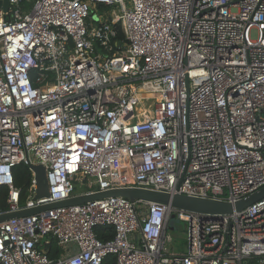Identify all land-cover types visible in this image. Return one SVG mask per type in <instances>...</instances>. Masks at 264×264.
Masks as SVG:
<instances>
[{"label":"built area","instance_id":"1","mask_svg":"<svg viewBox=\"0 0 264 264\" xmlns=\"http://www.w3.org/2000/svg\"><path fill=\"white\" fill-rule=\"evenodd\" d=\"M19 164L44 167L48 199L34 198L33 182L20 204ZM263 186L264 0H8L0 9V187L9 191L0 214L122 188L235 202ZM171 214L185 225V252L166 247ZM97 227L113 238L101 242ZM109 255L264 264V199L215 221L109 197L0 223V264Z\"/></svg>","mask_w":264,"mask_h":264},{"label":"water","instance_id":"2","mask_svg":"<svg viewBox=\"0 0 264 264\" xmlns=\"http://www.w3.org/2000/svg\"><path fill=\"white\" fill-rule=\"evenodd\" d=\"M0 9L5 12L7 11L8 0H0ZM28 168L33 174V182L35 187L34 198L36 200L48 199V183L44 167L42 165H28ZM109 197H122L130 202L140 201L144 203L161 205L171 210H180L196 214L203 220L215 221L222 216L241 212L247 207L264 199V186L256 192H253L250 195L235 202L194 198L182 194L170 195L167 193L136 188L115 189L95 194H79L61 202L40 205L33 208L22 209L16 212L2 213L0 214V223L11 219L29 217L51 209L80 206L92 201ZM174 221L178 220L175 218L174 214H171L168 219V231L172 232L175 230V227L173 226Z\"/></svg>","mask_w":264,"mask_h":264},{"label":"trees","instance_id":"3","mask_svg":"<svg viewBox=\"0 0 264 264\" xmlns=\"http://www.w3.org/2000/svg\"><path fill=\"white\" fill-rule=\"evenodd\" d=\"M116 28L117 34L115 42H117L118 45L125 43V37L120 26H116ZM12 175L14 187L20 191V204L23 205L32 195L33 174L26 165L19 164L12 169ZM8 193L9 191L6 187H0V212L7 210ZM94 232L101 242H107L113 238V229L111 227H97ZM46 251L51 259L55 258L60 253L53 241L48 245ZM102 264H115V257L113 255L106 256Z\"/></svg>","mask_w":264,"mask_h":264},{"label":"rangeland","instance_id":"4","mask_svg":"<svg viewBox=\"0 0 264 264\" xmlns=\"http://www.w3.org/2000/svg\"><path fill=\"white\" fill-rule=\"evenodd\" d=\"M95 12V11H94ZM92 11V13H94ZM96 16V12L94 14V17ZM255 35H253V38ZM81 190H88L86 186L79 187L76 189V191ZM173 226L175 227L174 231H170V236L173 240L171 244H167L166 247L170 249L172 252L178 253V252H185L187 247V232L185 229V225L182 222L174 221Z\"/></svg>","mask_w":264,"mask_h":264}]
</instances>
